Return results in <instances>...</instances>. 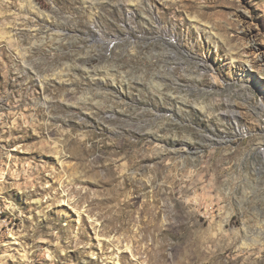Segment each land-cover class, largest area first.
Segmentation results:
<instances>
[{"label":"rangeland","instance_id":"374dc122","mask_svg":"<svg viewBox=\"0 0 264 264\" xmlns=\"http://www.w3.org/2000/svg\"><path fill=\"white\" fill-rule=\"evenodd\" d=\"M0 264H264V0H0Z\"/></svg>","mask_w":264,"mask_h":264},{"label":"bare ground","instance_id":"6f19581e","mask_svg":"<svg viewBox=\"0 0 264 264\" xmlns=\"http://www.w3.org/2000/svg\"><path fill=\"white\" fill-rule=\"evenodd\" d=\"M247 75V73H245Z\"/></svg>","mask_w":264,"mask_h":264}]
</instances>
